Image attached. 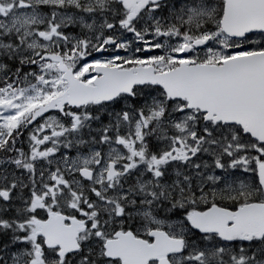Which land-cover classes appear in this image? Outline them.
Listing matches in <instances>:
<instances>
[{"label": "snow or ice", "instance_id": "6c2138e0", "mask_svg": "<svg viewBox=\"0 0 264 264\" xmlns=\"http://www.w3.org/2000/svg\"><path fill=\"white\" fill-rule=\"evenodd\" d=\"M0 264H264V0H0Z\"/></svg>", "mask_w": 264, "mask_h": 264}]
</instances>
